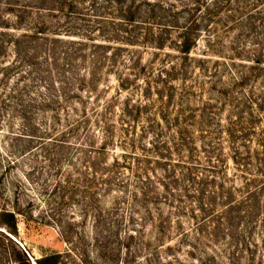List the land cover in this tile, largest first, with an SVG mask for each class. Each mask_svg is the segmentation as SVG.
Returning a JSON list of instances; mask_svg holds the SVG:
<instances>
[{
    "label": "rangeland",
    "instance_id": "374dc122",
    "mask_svg": "<svg viewBox=\"0 0 264 264\" xmlns=\"http://www.w3.org/2000/svg\"><path fill=\"white\" fill-rule=\"evenodd\" d=\"M52 254L264 264V0H0V264Z\"/></svg>",
    "mask_w": 264,
    "mask_h": 264
},
{
    "label": "trees",
    "instance_id": "16d2710c",
    "mask_svg": "<svg viewBox=\"0 0 264 264\" xmlns=\"http://www.w3.org/2000/svg\"><path fill=\"white\" fill-rule=\"evenodd\" d=\"M182 54L185 55V57L188 56L189 52L188 49L185 48V50H182ZM232 132H228L229 136L231 135ZM235 139V138H234ZM234 139L232 138V140L234 141ZM235 161L237 159H234ZM4 217L9 219L8 224H6V226L10 229V231H12V233L14 235H16L17 231H16V216L14 213H10V212H3L2 214ZM58 255L56 254H52V255H44L42 256V258L37 260V264H58ZM16 264H30V262L28 260L26 261H17Z\"/></svg>",
    "mask_w": 264,
    "mask_h": 264
},
{
    "label": "water",
    "instance_id": "95a60500",
    "mask_svg": "<svg viewBox=\"0 0 264 264\" xmlns=\"http://www.w3.org/2000/svg\"><path fill=\"white\" fill-rule=\"evenodd\" d=\"M29 259H30L31 261H33L32 258H29ZM32 264H34V263H32ZM35 264H37V263H35Z\"/></svg>",
    "mask_w": 264,
    "mask_h": 264
}]
</instances>
